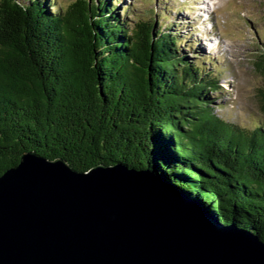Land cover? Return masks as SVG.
I'll return each instance as SVG.
<instances>
[{"label": "trees", "instance_id": "trees-1", "mask_svg": "<svg viewBox=\"0 0 264 264\" xmlns=\"http://www.w3.org/2000/svg\"><path fill=\"white\" fill-rule=\"evenodd\" d=\"M117 1L0 0V175L30 151L78 171L149 170L264 242V121L220 118L213 73L180 54L160 16L128 21Z\"/></svg>", "mask_w": 264, "mask_h": 264}, {"label": "water", "instance_id": "water-1", "mask_svg": "<svg viewBox=\"0 0 264 264\" xmlns=\"http://www.w3.org/2000/svg\"><path fill=\"white\" fill-rule=\"evenodd\" d=\"M0 264H264V242L165 176L30 151L0 175Z\"/></svg>", "mask_w": 264, "mask_h": 264}, {"label": "rangeland", "instance_id": "rangeland-1", "mask_svg": "<svg viewBox=\"0 0 264 264\" xmlns=\"http://www.w3.org/2000/svg\"><path fill=\"white\" fill-rule=\"evenodd\" d=\"M70 1L53 2L58 6ZM180 1L124 0L123 3L129 5L128 15L124 13L122 16L133 22L148 19L152 16V11L160 14L161 29L172 31L177 40H181L178 45L180 54L193 60L207 72L211 71L213 79L218 82L219 90L208 93L209 107L230 123L247 128L260 124L264 119L257 109L255 89L261 87L263 78L254 69L253 61L261 48H264V0H214L218 32L225 43L223 49H226V53L220 55L213 50L210 58L206 57L203 48L199 53L197 48L191 47L192 38L197 36L184 27L193 22L189 19L193 15L191 10L186 13L181 11L188 6L182 9ZM120 3L116 4L119 9ZM56 10L57 7H54L52 12ZM179 25L182 26V31L178 30Z\"/></svg>", "mask_w": 264, "mask_h": 264}]
</instances>
